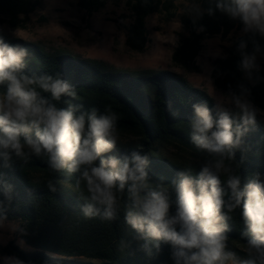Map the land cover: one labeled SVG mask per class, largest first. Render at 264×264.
<instances>
[{
	"label": "clouds",
	"instance_id": "9594fccd",
	"mask_svg": "<svg viewBox=\"0 0 264 264\" xmlns=\"http://www.w3.org/2000/svg\"><path fill=\"white\" fill-rule=\"evenodd\" d=\"M214 5L189 7L194 31L204 32L205 25L198 21L217 11L237 22L249 37L236 43L237 68L249 78L256 74L259 80L264 68L258 56H264V45L256 37L264 39V0H214ZM28 56L26 48L0 35V87L4 88L0 92V168L10 169L14 160L35 156L45 158L53 171L76 174V186L83 182L87 192L81 195V212L88 219L115 221L126 193L124 221L133 236L130 241L120 239V251L129 252L136 241L149 258L161 252L162 244L168 245L172 264H264V174L253 172L242 184L241 174L230 162L237 152L241 164L247 158L245 138L257 124V116L264 115L249 99L250 90L228 87L225 103L237 109L235 113L220 103L212 108L205 102L192 105L190 140L207 158L195 176L191 169L180 170L169 186L151 180L148 154L139 150L120 157L109 154L119 141V117L111 108L85 110L82 104L72 103L77 96L74 86L60 76L29 74ZM65 97L67 107L58 106ZM48 188L56 191L52 181ZM12 192L6 173L0 172V230L18 234L17 246L22 247L29 230L19 220H9ZM237 209L243 221V257L228 245L230 214ZM0 264L51 261L24 259L11 252L0 254Z\"/></svg>",
	"mask_w": 264,
	"mask_h": 264
},
{
	"label": "trees",
	"instance_id": "16d2710c",
	"mask_svg": "<svg viewBox=\"0 0 264 264\" xmlns=\"http://www.w3.org/2000/svg\"><path fill=\"white\" fill-rule=\"evenodd\" d=\"M177 1L147 0L145 3L144 0H126L131 13V22L125 29L126 46L134 52H142L148 42L146 18L154 13L162 14L165 20L174 18ZM189 1L199 3L204 9L215 6L214 0ZM38 5L37 0H0V16L9 18L12 26H16L18 16H28ZM102 5L103 0H80L78 3L88 15L98 11ZM198 23L206 27L199 34L194 31L191 20L183 19L182 26L187 36L182 37L175 48L173 62L186 66L198 56L205 37L220 36L225 39L231 32L240 30L237 22L230 21L218 11L212 17L205 14ZM4 38L28 50L26 71L29 74L60 76L77 92L72 103L82 104L85 110L95 107L103 112L111 108L118 115L119 136L126 137L130 143L115 148L109 154L120 157L133 150L148 154L151 180H162L169 186L180 170L191 169L192 176L199 172L207 156L191 143L190 122L194 103L205 102L209 108L215 105L204 90L191 86L179 75L168 71L127 73L110 70L93 60L64 53H48L21 39ZM240 39L249 37L242 33L233 47L227 50L226 57L214 62V72L222 74V79H216L215 84L226 91L229 86L239 90L243 81L244 73L237 68L239 56L235 51ZM256 39L264 45V39ZM251 48L249 42V50ZM258 75L260 79H256L255 75V84L250 89L249 99L252 101L258 100L264 90V71ZM3 91L4 88L0 87V92ZM68 99L63 98L58 106L67 107ZM245 139L249 148L247 158L241 164L240 153L237 152L236 159L230 161L237 174H241L242 184L248 182L253 172L264 174V127L257 122ZM169 148L188 152L197 161L188 164L180 162L177 157H168L165 151ZM0 172L6 173L7 182L13 186V202L7 213L9 220H19L29 230V235L22 238L28 252L9 241L7 247L0 246V254L15 252L24 259L50 260L51 264H172L168 245L162 244L161 252L152 258L140 250L136 241H132L129 252L118 250L121 238L130 241L133 236L132 229L124 221L126 193L120 201L115 221L100 217L88 219L81 212V195H87V192L83 182L79 188L76 186V174L53 171L45 158L35 156L27 161L14 160L10 169L0 168ZM221 179L226 180V177ZM49 181L54 183L55 192L48 188ZM230 215L232 231L228 233V245L243 257L241 249L244 241L240 238L243 221L239 209ZM17 238L21 239L18 234Z\"/></svg>",
	"mask_w": 264,
	"mask_h": 264
},
{
	"label": "rangeland",
	"instance_id": "374dc122",
	"mask_svg": "<svg viewBox=\"0 0 264 264\" xmlns=\"http://www.w3.org/2000/svg\"><path fill=\"white\" fill-rule=\"evenodd\" d=\"M38 7L28 16H18L16 26L9 18L0 16V33L8 38L21 39L32 43L48 53H64L80 59H89L110 70L137 73L144 70L168 71L185 79L191 86L204 90L215 102L235 113L231 104L225 103L227 91L217 87L215 80H221L220 71L214 72V62L226 57L227 50L242 35L241 30L231 32L225 39L220 36L205 37L201 49L193 62L182 66L173 62L172 56L182 37L187 36L183 29V19L191 20L189 7L195 2L178 0L174 18L165 20L160 13L146 18L147 44L142 52H134L125 44V29L131 22V13L126 0H103L102 7L88 15L79 8L80 0H37ZM264 68V56H258ZM262 72V71H261ZM245 73L242 77L244 88L254 86L253 78ZM253 103L264 110V90ZM257 122L264 127V115L257 116ZM130 143L119 136L116 148ZM168 157L182 163L197 161L188 152L169 148ZM177 157V158H176ZM13 241L17 246V234L0 230V245ZM20 249L28 252L24 245Z\"/></svg>",
	"mask_w": 264,
	"mask_h": 264
}]
</instances>
